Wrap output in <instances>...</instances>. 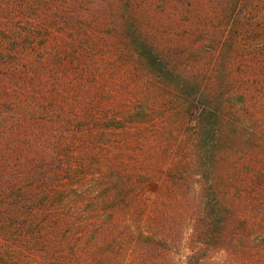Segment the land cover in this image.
Wrapping results in <instances>:
<instances>
[{
    "label": "trees",
    "instance_id": "trees-1",
    "mask_svg": "<svg viewBox=\"0 0 264 264\" xmlns=\"http://www.w3.org/2000/svg\"><path fill=\"white\" fill-rule=\"evenodd\" d=\"M219 4L222 5L221 11H218L221 13V25L225 23V62L232 65L238 58L241 72L243 70L247 76H254L251 81L245 78L241 82L229 75L225 82V100L232 107H238V111H244L238 117L244 122L249 116H254L253 108L248 107L252 101L263 99L264 106V94L257 98L253 89L255 82L264 87V0H219L217 9ZM95 6L103 10L102 17L98 19L97 16L96 20H92V12L98 10ZM153 7L169 14L166 22L162 20L160 25H178L184 20L189 25H196L194 0H0V78L21 70L26 81L31 83H36L40 76L56 78L69 56L79 59L81 53L99 48L96 38L87 34L89 30L84 25H109L111 21L107 17L111 12L120 17L121 12L129 11L132 16L128 13L127 20L121 19L114 25H142L138 28L139 38H130V42L137 45L133 50H136L137 58L145 63V69L149 71L147 73L163 80L173 73L171 67L164 64V57L170 55L171 50L165 49L158 35L150 33L143 26L159 25L158 19H154L157 12ZM37 50L40 59H31V54ZM51 63L59 68L58 72L51 67ZM81 70H76L79 72L76 83L73 78L59 82L50 87L51 90L54 88L52 92L47 91L48 84L44 85V91L47 92L41 93L25 89H0V264H105L104 259L100 261L101 257L95 258L93 253L101 240L105 242L111 236L116 243L118 264L124 261L128 264H176L174 254L183 240L187 222L193 227L190 244L193 253L187 264H199L209 250L224 248V236L225 248L234 245L232 239L227 242L226 238L238 226L242 231L241 244L252 247L251 234L258 232L259 228L249 225V222H239L234 211L237 204L233 203L230 207L228 202L236 197H241L242 201L248 200L251 195L259 197L257 188L264 185V172L255 171L256 176L250 183L252 187H236L233 194H227L232 189L224 191L219 174L215 173L209 181L206 180L209 177L207 175L204 179V194L201 193L215 200L214 207H209L211 201L208 199L205 203L200 200L196 205L200 212L195 213L190 210V204L181 202L178 210L187 214L168 219L157 205L158 216L145 219L148 205L135 198L141 196L146 187L134 185V179L140 183L145 181L144 171L136 172L126 166L115 167L122 165L117 161L127 155L105 159L93 145L97 143L96 147L99 146L98 141L106 137L104 129L121 128L122 125L118 124L121 120L129 118L135 121L142 116V110L132 112L127 110L129 108L123 109L121 113L126 112L123 116L127 114L128 117L121 118L122 115L112 116L119 110L99 109L96 103L79 104V107L77 103L71 107L58 103L65 89L62 91L56 86L62 83L72 89H82L79 96H94L103 104L108 102L105 101L107 95H91L92 88L80 81L84 77L80 74ZM110 83L106 81L102 86ZM126 83L122 85L126 87ZM188 87L183 90L187 96L192 89ZM100 91L107 92L101 87ZM183 99L185 103L189 102L186 96ZM204 110L206 112V108ZM5 112L9 113L5 115ZM206 119L210 121L211 117L201 113L197 128L199 149L205 148L207 143ZM92 121L97 122L92 124ZM217 123L213 119V124ZM250 124L254 128L259 125L256 121ZM95 127H99V130L93 135ZM73 130L76 137L70 138ZM256 131L249 133L246 129L244 132L247 133L241 137L240 133L232 129L225 134V147L234 152L240 148L241 140H252ZM133 134L128 139L132 140ZM103 142L108 144L107 141ZM210 142L206 145L208 149L204 150H208L207 156L213 162L215 152L210 150ZM212 142L216 144V141ZM250 142L251 146L262 148L264 154V143L258 144L256 139ZM225 162L231 168L236 160L231 153L225 152ZM104 163L110 171H101ZM203 163L200 155L197 164L201 166ZM195 164L194 160H189L181 167L189 171L193 170ZM97 170L103 175L97 177L96 182L104 177L108 182L111 176L118 174L119 180L123 181L121 187L117 190L110 187V199L93 204V210L98 208L97 215L93 210L85 209L79 216H74V207L67 204L68 200H72V193L77 194L81 189L79 186L94 177ZM228 174L226 172L225 176ZM240 179L246 182L241 176ZM155 180L154 177L152 181ZM226 182L225 177V185ZM87 187L83 186L85 191ZM119 198L125 200L120 202ZM128 198L132 199L126 200ZM212 208H218L219 211L211 212ZM224 209L225 215L218 217ZM128 216H132V219ZM263 218L264 213L260 220ZM93 221H96L94 226L90 224ZM260 234H263L262 231ZM72 236H83L86 242L91 241L93 246L87 254H83L84 247L75 243ZM260 249H264V243ZM123 254L121 261L118 255ZM240 260L244 264L243 258Z\"/></svg>",
    "mask_w": 264,
    "mask_h": 264
},
{
    "label": "rangeland",
    "instance_id": "rangeland-1",
    "mask_svg": "<svg viewBox=\"0 0 264 264\" xmlns=\"http://www.w3.org/2000/svg\"><path fill=\"white\" fill-rule=\"evenodd\" d=\"M218 1L194 0L193 16H195L196 25H189V22L185 20L178 25H166V23L160 25L162 20L166 22L169 14L165 11H157L153 7L157 12L154 19L155 17L158 19L159 25L143 26L150 33L158 35L160 44L165 49L171 50V54L164 57V64L171 67V72L173 73L168 74L163 80L155 79L149 75L147 73L149 71L145 69V63L137 58L136 50H133L137 45L132 44L130 38H139L137 36L140 35L138 28L142 25H138V27H134V25H114L115 22H119L121 19L127 20L128 13L132 16V12L123 11L120 13V17L111 12L107 17L111 21L109 25H84L89 30L87 34L96 38L95 42L99 48L89 49V51L81 53L79 59L73 58V56L70 58L69 56L59 72V68H55L56 65L51 63V67L58 72L56 78L40 76L36 79V83H31L26 81V76L22 74L21 70L20 72L3 75L0 78V89L8 91L25 89L39 93L52 92L54 88L51 90L50 87L52 88L53 85L59 82L73 78L76 83L79 77V72L76 70L82 69L80 74L84 77L80 81L82 83L86 82L92 88L93 92L91 95L97 93L101 96L107 95L105 101L108 102L103 104L100 99L98 100L94 96H79V93L83 92L82 89H72L62 83V85L56 86L61 90L65 89L64 91L62 90L63 95L58 103H65L70 107L74 103H77V107H79V104L91 105L96 103L99 109L119 110L112 116L122 115L121 118L128 117L127 114L123 116L126 112L121 113L123 109L129 108L127 110L132 112H136L138 109L142 110L140 111L142 116H139L137 120L133 121L129 118L121 120L120 118L121 121L118 124L122 125L121 128L104 129L106 137L98 141L99 146L96 147L97 143H93V145L101 157H105V159L106 157L113 158L117 155H127L121 161H117L122 165L115 167L124 168L126 166L136 172L144 171L145 181L140 183L134 179V185L138 188L141 186L146 187L145 190H142V195L135 198V200L142 201L148 205V210L144 216L145 219H153L158 216L157 205L168 219L177 218L181 214L186 215L187 212L178 210V205L181 202L190 204V210L199 213L200 210L196 208L197 203L200 200L205 203L208 199L206 197L207 194L202 196L201 193L204 191V179L208 177L207 175L209 177L206 180L209 181L215 173L219 174L224 191L225 189L227 191L232 189L227 194H233L232 191L236 187L245 189L252 187L250 183L252 178L256 176L255 171L264 172L262 148H257L258 145L251 146V142L249 143V141L254 139H256L258 144L264 143V106L261 101L263 99L259 100V98L248 105L249 108H253L254 116H249L244 122L241 121V118H238L243 115L244 111H238V107H232L225 100V82L229 75L234 76L236 80L241 82L245 78L251 81L254 76H247L243 70L241 72L238 58H235L236 61L232 65L225 62V23L221 25V13H218V11H221L222 5L219 4L220 7L217 9L216 3ZM168 6L169 3L167 2L166 9H168ZM95 7L98 10L92 12V20H96L97 16L98 19L102 17L101 12L103 10L101 7ZM123 7L128 8L126 5H123ZM157 8L160 9V6ZM211 46L213 49H211ZM31 55L33 60L40 59L38 50ZM94 75L97 77L94 78ZM106 81L111 83L108 86H102ZM126 81V87H124L122 84ZM189 82L191 83L190 85ZM45 84H48L46 86L47 91H44ZM254 85V93L258 98L259 95L264 94L261 93L264 91V87H261L258 82H255ZM186 86H189L188 89L192 87L189 96L183 92ZM79 87L81 88L80 85ZM100 87L105 89V91L107 90V92L101 93ZM185 96L189 101L187 103L183 99ZM222 97L223 100H221ZM102 105L105 107H102ZM205 108L206 112H204ZM244 110L246 111V109ZM8 113L5 112V115ZM201 113L210 116L211 120H205L207 124L205 133L207 135V143L205 148L199 149L197 147V128ZM213 119L218 121V123L213 124ZM250 121H256L259 125L254 128ZM96 122L92 121L91 123L94 124ZM123 127H125V132ZM232 129L240 133L241 137L247 133L244 132L246 129L249 133H252L253 130L256 131V129L257 131L252 140L243 139L240 141L236 139L237 142L240 141V148L230 152L225 147V139H227L225 134ZM98 130L99 127H95L93 135H96ZM75 133V130H73L70 138L72 136L75 138ZM131 133H134L132 140L128 139ZM213 140L216 141V144H213ZM103 141H107L108 144ZM209 142L210 150L215 152L213 162L210 161V156H207L208 150H204L208 149L206 145ZM120 151L124 152L118 153ZM200 151L202 152L200 153ZM225 152L231 153L236 160V163L231 168L225 162ZM200 155L204 162L201 166L197 164V159ZM189 160H194L196 163L193 170H182L181 165ZM108 170L110 171L111 169L104 163L101 166V171ZM204 171L207 173L204 174ZM226 172H229V174L225 176ZM195 173H200L204 176L196 175ZM101 174L103 175L97 170L96 175L92 176L83 185H88L86 191L80 185L79 189H81L77 194L72 193V200H68L67 204L73 205L72 212H74V216H79L85 209H88V211L90 209L93 210L92 206L94 203L110 199L108 196L110 187L113 190L121 187V182L123 181L119 180L118 174H114V177L111 176L108 182L105 177L96 182V178L101 176ZM240 176L245 179V183L240 179ZM154 177L156 180L152 181ZM225 177L227 178L226 185ZM114 182L117 183V186ZM257 189L259 197L251 195L245 201L240 200L241 197H236L235 200L231 199L228 202L230 207L233 203L234 205L237 204L234 207V211L239 222H249V225L259 228L258 232L251 234L252 247L241 244L242 231L240 226H238L226 238L227 242L232 239L234 245L225 248V236L224 238L222 237L224 248L209 250L206 253V257L199 264H241V258L245 261L244 264H264V249H260L264 243V218L260 220L264 213V210H262L264 209V185ZM95 193L96 196H94ZM119 199H121L120 202L125 200L124 198ZM131 199L128 198L126 200ZM208 201H211L209 207H214L215 200L210 198ZM223 203H225V196ZM216 209L213 210L212 208L211 212L219 211L218 208ZM97 212L98 208H94L93 213L97 215ZM224 215L225 209L218 214V217ZM128 217L132 219V216ZM258 220H260L259 223L256 222ZM95 222H90V224L94 226ZM192 231V225L190 226L187 222L183 240L174 254L176 264H187L189 256L193 253L190 247ZM261 231L263 234H260ZM72 237L75 243L84 247L82 250L83 254H87L93 246L90 240L89 242L83 240V236ZM113 239V236H111L105 242L101 240L96 246L93 257L100 256V261L104 259L105 264H118L116 257L117 247ZM118 256L121 257L122 261L124 254ZM120 264L128 263L124 261Z\"/></svg>",
    "mask_w": 264,
    "mask_h": 264
}]
</instances>
